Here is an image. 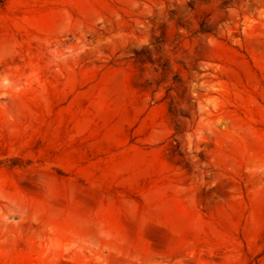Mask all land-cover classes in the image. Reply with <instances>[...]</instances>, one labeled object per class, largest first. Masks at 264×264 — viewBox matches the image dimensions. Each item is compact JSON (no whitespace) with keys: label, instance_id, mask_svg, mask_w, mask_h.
I'll return each mask as SVG.
<instances>
[{"label":"rangeland","instance_id":"374dc122","mask_svg":"<svg viewBox=\"0 0 264 264\" xmlns=\"http://www.w3.org/2000/svg\"><path fill=\"white\" fill-rule=\"evenodd\" d=\"M0 1V264H264V0Z\"/></svg>","mask_w":264,"mask_h":264},{"label":"trees","instance_id":"16d2710c","mask_svg":"<svg viewBox=\"0 0 264 264\" xmlns=\"http://www.w3.org/2000/svg\"><path fill=\"white\" fill-rule=\"evenodd\" d=\"M1 2V1H0Z\"/></svg>","mask_w":264,"mask_h":264}]
</instances>
